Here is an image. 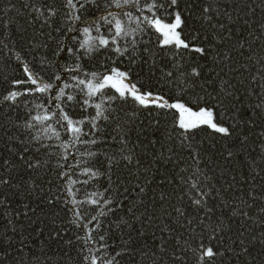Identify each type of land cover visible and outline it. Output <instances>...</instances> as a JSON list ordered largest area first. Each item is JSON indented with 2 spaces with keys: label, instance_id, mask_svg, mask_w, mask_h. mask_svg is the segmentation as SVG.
<instances>
[{
  "label": "trees",
  "instance_id": "16d2710c",
  "mask_svg": "<svg viewBox=\"0 0 264 264\" xmlns=\"http://www.w3.org/2000/svg\"><path fill=\"white\" fill-rule=\"evenodd\" d=\"M27 2L34 5L37 0H27ZM38 2L43 4L44 0H38ZM84 2L87 3V0H84ZM48 3L58 10V18L54 28L63 29L68 27L69 25L61 23V21L67 20L65 16L67 9L65 8L64 0H48ZM121 3H123V0H121ZM149 3L150 0H141L140 8H147ZM157 3L163 5L162 9L155 10L157 16L167 18L166 22L174 21L175 12L182 14L184 25L178 30L182 34V38H184L185 33L188 38L196 36L198 38L197 43L203 42L204 45L215 52L213 47L215 44L214 38H218V33L207 25L202 26L200 22L201 9L205 6L204 0H178L175 8L171 6L169 0H157ZM218 3H226L229 11L233 13L232 19L234 21L238 19V22L234 25H227V20H225L228 32L236 39L223 45L220 53L216 54L221 55L223 52L228 51L236 55L238 62L230 61L229 66L234 65L235 68L240 69L243 72V76L240 75V72L228 73L227 69H225L221 76L215 77L216 83H213L209 79L212 68L210 58L209 61H205L203 64L205 68L209 69L204 72V79L195 83L187 92L181 91L177 95L176 87L171 85L161 72V69L164 71L170 70L172 61L169 57L174 55V49L158 46L162 43L163 37L148 27L142 19L143 17L151 18V13L137 11L135 6L125 9L115 8L113 6L114 0H97L96 6L89 4L81 14V20L86 23L80 24L79 27L82 29L87 26V23L99 21L100 32L93 31V36L98 39L100 37L108 40L113 39L115 21L109 25L101 19L103 16L109 15L110 11L124 23L126 32L133 30L135 40L133 41L132 37L117 38L118 44L115 47L126 46L129 48V51L124 56L118 57L117 53L110 51L114 47L110 44L107 49L100 46L99 52L94 53L88 59H84L81 63L84 71L89 73L110 74L113 68L126 72L130 75V81L127 83L136 84L137 88L142 92L161 95L170 104L176 102L184 103L193 111L205 107L212 108L216 104V99H223V95L218 91L223 80L227 79L231 83L243 81L242 90L237 92V95L243 96L247 92L251 93V96H244L238 105H232L231 107H228L229 102L225 101L224 114L216 113L217 119H220L221 115H223L224 126H231L233 120L229 119L230 117L239 120L241 126L234 130L231 139L222 137L207 127L197 129L194 136V147L201 152L203 157L201 167L204 168L207 176L212 177L207 182L209 190L219 191L223 201H234L237 204L240 203L239 196H244L245 200L248 199L247 193L249 190H254V195L258 199L253 201L254 206L252 209H248L241 204V208L249 213L251 220H243L242 213L240 216H232L229 209H224L223 212L217 209L214 218L210 222H206L208 231L203 233V239L207 243L208 237L214 234L211 231L212 228L220 229L218 240L223 241V247L220 250L225 251V257L218 258V264L220 260H223V264H264V244L260 243L261 239L264 238L261 236L264 233V217L260 214L261 208H264V181L254 177L252 168L247 167L248 161L255 157L253 165L256 171L264 174V154L261 153V145H264V137H261V133H264V112L254 108V105L261 100V96L256 94L257 85L251 83L254 71L253 61H256V64L260 67H264V63L258 60L259 56H264V28L261 27L264 25V0H218ZM106 5L107 8L105 7ZM8 9H13V11H8ZM0 10H2L0 11V17H3V19H0V41H3V43H0V162H12L16 160L19 154L18 150L22 146V141L27 145L31 143L34 133L43 135V129L39 125L28 131L27 122L30 121L32 115L39 114L42 111V109L35 107L37 104H44L47 107L49 102L47 96L40 95L20 96L14 103L4 99L10 92L19 93L34 89V86L31 85L13 87L16 82L27 79L24 73V65L16 57L19 56L33 73H38L43 76L45 81L51 83L58 69L62 71L64 66V62L54 55L57 51V46L68 44L75 50L78 45L65 39L66 36H71V34L63 31H53L48 28L41 30L38 24L28 23L29 8L21 0H0ZM124 11L132 12L133 19L139 20L140 28L143 31H140L137 28V24L131 23L129 18L123 15ZM109 19H111L110 15ZM5 22L8 24L7 28L3 26ZM136 32H139V35H136ZM225 35H228V33H225ZM77 36L80 40L84 39L79 34ZM133 42L136 43L135 48L132 47ZM238 42H243L246 45L243 55L239 51L233 52V44H235L237 50L239 49ZM248 53L251 54L252 60L247 59ZM45 58H47L46 62ZM183 60L189 65L191 63H200L199 60L192 61V54L189 53H185ZM68 63H72V61H68ZM241 64H244L248 71L241 69ZM81 78L85 79L86 82L89 79L87 77ZM96 83H99V81H96ZM77 87L80 86L77 85ZM233 91H236V89H233ZM106 92L107 96L98 95L95 102L101 103L102 100L108 99V96H117V93L111 88L106 89ZM213 96L216 99H213ZM80 98V96L77 97V99ZM54 107L55 102H53ZM104 107L115 109L119 113V131L116 130L117 120L114 119L112 123L105 125L106 131L97 137L101 141L107 140L108 142L97 144L91 149L78 143L74 148L77 157H79L80 153L86 154L90 150L102 151L107 156L119 154L121 148H124L126 153L134 150L133 156L136 160H139L141 172L149 166L151 167L149 178L153 179L151 189L152 195L156 198V217L161 222L171 223L175 219V214L172 213L170 216L168 213L172 212L173 206H181L185 203L179 197L184 195L186 189L176 177L178 169L164 158L156 159L162 151L169 147V144L163 143L161 147L159 144L151 143L153 139H156V133L151 124L159 120L161 130L159 135L166 137L169 131L173 133L179 131L174 126L178 122L180 114L175 110H161L155 107L140 108L131 98L126 101L117 100L115 103L104 104ZM233 108L235 109L234 112ZM51 111L52 109L50 108L49 112ZM94 114V108H89L87 112H84L79 107L70 113L74 120L90 119ZM48 126H52L56 131L60 132L61 140L56 141L54 138L46 140L45 142L50 147L43 154L30 152L27 155L37 163L44 162V164H47L48 161H51V164L35 170V174L27 171L21 172V164L18 160H16L14 165L16 168L15 172L9 173L6 168L2 169L3 175L6 178H11L18 186L11 190L7 186H0V199L6 202L5 206L8 212L13 213V215L23 211L22 202L27 195L25 185L29 179L43 186L42 192L45 196L65 193V189L62 187L65 181H60L59 175L61 172L68 170L67 162H65V169H57L54 167L57 162L56 158L48 156L47 152H61L62 149L54 145L70 141L71 136L66 134L65 128L61 125L48 122L43 127ZM84 127L88 129L89 126L85 125ZM121 135L127 142L126 146L113 142L111 139L115 136L118 141ZM239 135L247 136L248 143L246 147L239 145L237 140ZM82 139L90 140L91 137H83ZM9 148H12V151H9ZM230 152L232 153V158L226 159ZM180 159L184 160V164L181 167L188 165V160L184 157H180ZM101 162L102 158L95 163L89 161L88 166L99 167ZM101 170L103 171V169ZM134 170V168L124 170L127 173L125 178L131 177L133 183L136 181V177L132 175ZM74 171H79V169ZM184 175L181 173V176ZM233 175L236 176L235 181L232 180ZM161 178L166 181L163 185L159 184ZM66 179L78 180L83 178L71 176ZM169 180L171 181L170 183L167 182ZM248 180H251V183L246 182ZM46 181H51V185H48ZM107 183V180L104 179L93 180L86 186L78 184L77 199H89L90 193L103 191ZM140 183L146 187L148 186L147 180L143 177H141ZM228 183L234 184V187L225 191L228 188ZM212 184H215V189L211 188ZM123 186L121 184V188ZM20 187H24L25 191L20 195H14ZM128 187L131 188L132 184H129ZM201 187L203 188L205 185L202 183ZM241 187L243 188L242 192L240 191ZM73 191H76V189H73ZM162 193L168 197L163 202L159 200ZM109 194L113 200H118L123 195L115 186L109 190ZM190 194L194 195L195 193L190 192ZM60 198L63 200L71 197L65 193ZM185 200H187V197H185ZM29 204L34 207L37 206L34 200H29ZM70 207L71 205L68 206V208ZM78 207L82 209L81 214L85 217V222L98 212V209L89 205H80ZM39 208V218L45 219L47 213H53L54 217H47V219L51 220L54 218L57 221L55 227L63 229V232L57 236L46 225H37L34 220L31 226L25 228H21L20 222L17 221L16 231L10 233L6 221L11 220L12 216L8 215L4 208H0V239L3 240V244L0 245V264H86L85 257H90L91 253L86 251L84 242L79 239V237L84 235L83 227L77 228L70 223V218L73 216L72 212L64 208L63 205L53 208L41 205ZM187 211L189 216H191L193 210L189 208ZM199 214L203 216L204 212L201 211ZM123 215H125V210L109 216L106 221H102L103 231L93 233L98 245L101 235L106 237L105 243L111 245L107 248L106 253L97 252L96 256L103 255L106 260L120 252L122 254L116 258L113 264H156V261L144 256L143 250L147 247L149 254L153 251L158 252L157 261H159V264H173L170 259L172 255L171 244L167 254L159 253V240H149L146 245L144 238L137 235L133 230L131 238L135 243L125 245L124 240L128 237L129 230H116L108 226L109 222L117 221ZM23 223L28 225L27 220H24ZM42 227L45 229L44 232L40 231ZM153 230H150L149 235H151ZM181 231L184 232L183 238L188 239L190 243L195 244L198 241L199 238L195 237V234H189L186 230ZM241 231L244 232L243 236L240 235ZM178 234L179 232L173 235V240ZM21 235L24 237L23 241L20 239ZM10 237L12 238L11 242ZM241 239L244 240V245L238 243ZM23 244H26L27 247L21 253L19 249ZM244 246L249 249L247 253L242 252ZM37 256L40 257L39 261L36 260ZM29 257H32V259L29 260ZM105 260H102L101 264H105ZM190 264H194V261H190Z\"/></svg>",
  "mask_w": 264,
  "mask_h": 264
},
{
  "label": "snow or ice",
  "instance_id": "6c2138e0",
  "mask_svg": "<svg viewBox=\"0 0 264 264\" xmlns=\"http://www.w3.org/2000/svg\"><path fill=\"white\" fill-rule=\"evenodd\" d=\"M22 3L26 4L29 8V20L28 23L33 25H39V29H52L53 31H63L65 33L71 34V36H66L65 39L76 43L78 47L73 50L68 44H62L57 46V51L55 56L58 57L62 62H64L63 70L58 69L55 74L54 79L51 83L45 81L43 76L38 73H33L31 69L24 64L19 56L16 57L17 60L24 65V73L27 79L25 81L16 82L13 87H21L31 85L34 89H29L28 91L22 92H10L8 96L4 99L6 101L14 103L20 96H47L48 105L37 104L35 107L37 109H42L39 114H34L31 116L30 121L27 122V130L31 131L36 128L37 125L41 126L43 129V135L40 133H34L33 139L30 144H24L21 142V147L19 148V154L16 157L21 164L20 171H27L29 173L35 174V170H39L41 167H47L51 164L48 161L47 164L44 162L37 163L34 159L28 157V153L34 152L36 154H43L45 150L49 149L50 145L46 143V140L56 141L61 140L60 132L56 131L52 126L43 127L48 124V122H54L55 124L61 125L65 128L66 134L71 136L70 141H66L63 144L54 145L60 147L62 150L59 153L47 152L48 156H53L56 158V164L54 165L57 169H65V162H67V169L59 175L60 181H65L62 185L65 189V193L70 196V199L61 200V196L65 193H60L58 195H47L45 196L42 192V185H38L33 180H27L25 187L27 188V195L23 203V211L15 215L8 212L6 202L0 199V208H4L5 212L12 216L11 220H7L6 224L9 228V232L16 231V222H20V227L25 228L31 226L32 222L35 220L37 225H46L51 229L56 235H60L63 229H57L55 225L57 221L53 218L51 220L47 217H54V214L49 212L46 214L45 219L39 218V206L44 205L49 208L56 207L58 205H63L68 211L72 212L73 216L70 218V223L75 227L84 229V235L79 237L80 240L84 242V246L87 252L91 253V256H86V264H101L102 260H105V256H96V253H106L107 248L111 245L105 243L106 237L101 235L99 237V245L94 237L93 233L98 231H103L102 221H106L107 218L113 214L125 210V215L120 216L117 221L109 222V228H115L116 230L127 229L129 230L128 237L125 238L124 243L132 244L135 241L131 238L132 231L134 230L137 235L144 238L145 244L149 240H159L158 245L159 253L167 254L169 251V245H172V255L170 259L173 264H190V261H194V264H218V258L225 257V251L220 249L223 247V241L218 240L220 236V229L213 227V235L208 237V242L205 243L203 239V233L208 231L207 223L214 218V214L217 209L223 212L224 209H229L232 216H240L242 213L243 220H251V216L248 212L243 211L241 204H243L248 209L253 208V201L258 199L254 195V190H249L247 193L248 199L245 200L244 196H239L240 203L237 204L234 201H223V197L219 191L209 190L207 187V182L212 179V177L207 176L204 168L201 167L203 162V157L201 152L195 147L194 136L196 130L202 127H207L211 129L212 132L219 134L222 137L231 139L234 130L241 126L239 120L234 117H230L233 122L231 126H224L223 115L220 119H217V112L224 114L225 101H228V107L232 105H238L244 96H251V93L245 92L244 95H237V92H241L243 81L238 83H231L229 80L225 79L221 82L218 91L223 95V99H216V104L212 108H201L197 111L191 110L184 103L176 102L169 103L161 95H155L151 92H142L137 88L134 83H127L130 81V75L126 72H121L115 68L111 70L110 74H97L89 73L84 71L82 67V61L84 59L90 58L94 53L100 51V46L107 49L109 45H113L110 51L117 53V56H124L126 52L129 51L128 47H115L118 44L117 38L132 37L135 40L133 30L125 31L124 23L117 16L109 11V15L103 16L101 19L106 23L111 25L113 21L114 24V38L111 40L100 37L99 39L93 36V31L99 33V21L95 23H87V26L82 29L79 27L80 24L86 23L81 20V14L87 8L89 4L96 6L97 0H64V5L67 11L65 16L66 21H61V23L69 25L63 29L54 28V24L57 22L58 10L51 4L48 0H44L41 4L37 2L33 5L27 2V0H21ZM169 3L173 8L177 6L178 0H169ZM205 6L201 9V25H207L211 29L218 33V38L215 39V52H213L209 47L203 44V42L197 43V37L193 36L191 38L187 37V34H182L178 31L184 25L182 20V14L180 12L174 13V21L166 22L167 18H162L157 16L156 9H162L163 5L158 4L157 0H150L147 8H140L141 0H114L113 6L118 9H125L130 6H135L137 11H147L151 13V18L143 17V22L153 29L156 33L162 36L164 39L162 43L158 46L161 48L174 49V55H170L169 59L172 61L171 68L168 71L161 69L162 75L167 79V81L176 87L177 95L183 92H187L195 83L204 79V72L209 69L203 66L205 61H209L211 58V75L209 79L213 83H216L215 77L221 76L222 73L227 69L228 73L240 72L243 76V72L240 69L235 68V66H229L230 61H237L236 55L225 51L221 55L220 53L223 45L231 43L236 38L228 32V28L225 25V20H227V25H234L238 22L233 20V13L229 11L228 5L226 3H218V0H204ZM79 5V7H77ZM107 8V5L105 6ZM222 9V10H221ZM2 11V10H0ZM8 11H13V9H8ZM123 15L128 17L131 23L137 24V28H140L139 20L133 19L132 12L124 11ZM3 19V17H0ZM5 28L8 27L7 22L3 25ZM264 28V25L261 26ZM228 33V35H225ZM39 34V32H38ZM84 37L80 40L77 36ZM139 35V32L135 33ZM231 38V39H230ZM98 41V43H97ZM3 43V41H0ZM239 43V49H236L235 44H233V52L239 51L243 55L246 45L243 42ZM132 47H136V43L133 42ZM83 53V55H81ZM185 53L192 54V61L199 60L200 63L186 64L183 60ZM222 56V58H221ZM248 60H252V56L248 53ZM258 60L264 63V56H259ZM47 58H45V62ZM72 61V63H68ZM115 62V61H113ZM254 71L251 78V83L257 85V95L261 96V100L255 105V109H259L264 112V67H260L253 61ZM241 69L248 71L244 64L240 65ZM73 74V75H66ZM78 74V75H75ZM81 77L89 78L86 82L85 79ZM99 81V83H96ZM79 85L80 87H77ZM203 87V85H201ZM113 89L117 96H108V99L102 100L101 103H96V98L98 95L107 96L106 89ZM236 89V91H233ZM55 90V91H53ZM51 94V95H49ZM80 96V99L77 97ZM131 98L134 100L138 107L148 109L155 107L161 110H175L180 114L178 122L175 124V128L179 131L173 133L169 131L166 137H161L160 134V123L159 120L151 124V127L156 133V139H153L151 143L159 144L161 147L163 143H168L169 147L162 151L156 159L164 158L170 164H173L175 168L178 169L176 177L178 178L181 185L186 189L183 196H180L181 201L185 203L181 206H173L172 212L168 215L175 214V219L171 223L161 222L160 219L156 217L155 208V197L152 195L151 186L153 184V179L149 178V173L151 172V167L149 166L143 172L140 170V162L136 160L133 156V152H125L124 148L120 149L119 154H114L112 156L105 155L102 151H92L88 153H80L77 157V153L74 148L79 143L81 146H87L89 149L93 148L95 145L100 143H107V140L101 141L97 137L102 135L105 129V125L112 123L115 119L117 120L116 130L119 131L118 117L119 113L115 109L105 108L104 104L115 103L117 100H127ZM53 102H55V107L53 108ZM79 107L81 111L87 112L89 108L95 109V114L91 116L90 119L74 120L70 113ZM52 109L49 112V109ZM233 112L235 109H232ZM85 125H88V129H85ZM83 137H91L90 140H83ZM261 137H264V133H261ZM113 142H118L122 145H127L123 135L120 136L119 140L113 136ZM237 140L241 147H246L248 139L246 135L237 136ZM175 141V143H173ZM12 151V148L8 149ZM261 153L264 154V145H261ZM184 157L188 160V165L181 167L184 164V160L180 159ZM102 158V162L99 167H89V161L98 162ZM232 153L230 152L226 159H231ZM255 157L248 161L247 167L252 168V175L258 177L261 181H264V174L260 171H256L253 165ZM16 160L12 162L2 161L0 162V186H7L10 190L17 188V184L11 179L6 178L3 175L2 169H7L9 173L15 172ZM194 162V163H193ZM128 168H134L132 175L136 177L135 183H133L131 177L125 178L127 173L124 171ZM79 169V171H74ZM103 169V171L101 170ZM181 173L185 174L181 176ZM71 176L82 177L83 179H66ZM143 177L147 180V187L140 183V179ZM107 180V185L103 191L90 193L89 199H77V194L79 189L78 184L88 185L93 180ZM232 180H236V176L233 175ZM166 181L161 178L159 184L163 185ZM167 182H171L170 180ZM251 183V180L246 181ZM48 185H51V181H46ZM205 187H201V184ZM227 183V182H226ZM121 184L124 186L121 188ZM132 184L129 188L128 185ZM115 186L118 191H121L123 195L118 200H113L109 194V190ZM234 184L228 183V188L225 191L233 188ZM212 189H215V184L211 185ZM76 189V191H73ZM25 191L24 187H20L14 195H20ZM240 191H243L241 187ZM190 192H194L191 195ZM187 197V200H185ZM168 197L163 193L160 195L159 200L161 202L167 200ZM29 200H34L37 206H32L29 204ZM150 202L151 206H150ZM71 205L70 208L68 206ZM89 205L93 208L98 209L95 216L85 222V217L81 214L82 209L78 206ZM192 209V215L189 216L187 209ZM234 209V210H232ZM204 212L201 216L199 213ZM260 214L264 217V208H261ZM218 219V217H217ZM24 220L28 221V225L23 223ZM154 229V230H153ZM151 231V235L149 232ZM181 230H186L189 234H195L198 237V241L195 244L189 242L188 239L183 238L184 232ZM41 232L45 229L40 228ZM176 235L175 240H173V235ZM123 235V233H121ZM241 236L244 232L241 231ZM264 237V233L261 234ZM55 238V237H53ZM10 237V242H11ZM21 241L24 237L21 235ZM240 245H244L243 239L239 240ZM264 244V238L260 241ZM3 244V240L0 239V245ZM91 246V247H90ZM150 246V245H149ZM26 244L20 247L19 251L24 252ZM30 250V249H29ZM249 249L244 246L242 252L247 253ZM122 253L117 252L116 256H112L105 260V264H113L116 258ZM143 254L145 257H149L156 264L158 252L153 251L149 254L147 247L144 248ZM32 257H29L31 260ZM40 257L37 256L36 260L39 261ZM163 259V257H161ZM219 264H223V260L219 261Z\"/></svg>",
  "mask_w": 264,
  "mask_h": 264
},
{
  "label": "rangeland",
  "instance_id": "374dc122",
  "mask_svg": "<svg viewBox=\"0 0 264 264\" xmlns=\"http://www.w3.org/2000/svg\"><path fill=\"white\" fill-rule=\"evenodd\" d=\"M164 39V38H163Z\"/></svg>",
  "mask_w": 264,
  "mask_h": 264
}]
</instances>
